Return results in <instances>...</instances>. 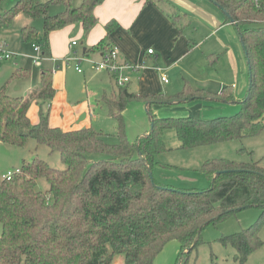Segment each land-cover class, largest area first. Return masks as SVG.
<instances>
[{
    "label": "trees",
    "instance_id": "trees-1",
    "mask_svg": "<svg viewBox=\"0 0 264 264\" xmlns=\"http://www.w3.org/2000/svg\"><path fill=\"white\" fill-rule=\"evenodd\" d=\"M103 1L81 0L75 6V0H17L0 13V25L9 24L21 13L29 18L43 16L42 35L27 24L21 36L25 42L37 40L45 53L55 30L81 23L88 33L98 21L95 8ZM146 1L157 5L164 2ZM211 1L223 9L226 22L233 20L246 53L250 82L241 109L234 115L213 119L153 116L152 131L131 142L123 111L130 100L141 95L131 92L127 84H116L111 96L104 97L118 125V141L108 143L106 134L93 125L64 130L50 123V108L45 104L56 93L52 69H42L40 88L29 97L8 93L11 81L27 74L28 70L21 67L0 88V141L23 146L33 138L59 152L66 165L64 169L54 168L36 156L24 160L21 172L11 179L0 177V264H111L117 254L126 264H154L172 239L181 246L175 264H187L207 225L248 207L263 209L256 224L220 240L235 248L240 264L264 244L259 236L264 224L262 160H207L201 170L211 184L205 190L160 183L149 172L156 154L166 149L164 137L169 130L175 131L181 148H193L242 139L264 128V0ZM52 4L64 9L50 14ZM118 25L115 19L110 20L107 35L85 54L108 52L113 46L111 34ZM218 60L211 58L210 62L215 65ZM145 97L148 105L189 97L234 101L230 85L212 92L186 84L175 94ZM31 99L40 105L37 123L28 115ZM39 178L47 180L48 190L37 188ZM211 264L217 262L212 260Z\"/></svg>",
    "mask_w": 264,
    "mask_h": 264
},
{
    "label": "rangeland",
    "instance_id": "rangeland-1",
    "mask_svg": "<svg viewBox=\"0 0 264 264\" xmlns=\"http://www.w3.org/2000/svg\"><path fill=\"white\" fill-rule=\"evenodd\" d=\"M16 2L17 0H1L0 13ZM206 2L208 6L205 7L214 8L220 14L217 27L204 23L200 19H193L191 14L180 21V24L174 23L175 27L180 25L184 27L182 36L191 39L189 46H194L195 42L200 41L196 48L173 62L157 60L158 65H156L147 61L142 65V69L154 68L159 74L157 73L152 82H145L141 87L138 86L140 80L136 70L132 68L122 70L121 75L130 78V88L135 90V93L143 92L139 98L130 100L123 111L129 141L135 142L139 136L150 132L153 116L159 118L194 116L213 119L231 116L240 111V102L246 96L250 82L246 53L236 27L231 21H225L226 15L223 9L211 0ZM80 3L81 0H75V6ZM165 8L170 15L174 14L169 5ZM63 9V5L52 4L49 13L56 14ZM17 16L9 24L0 25V42L6 41L8 43L6 52L12 54L10 59H3V53L0 51V64H13L17 60L22 62L24 66L35 72L34 83L40 86L41 70L51 66L49 62L51 59L45 52L42 55L41 65L33 63L32 44L37 40H34L32 44L25 42L21 36V29L24 22L29 21L28 23L35 25L38 33L41 32L40 35H42L44 17L29 18L22 13L21 18L17 19ZM78 48V53L68 56L69 63L60 65L69 83L70 100L75 104H84V101L89 99L93 105L90 115L91 124L106 134L105 139L108 143H116L118 125L110 115L104 100L105 96L110 97L113 93L116 79L108 71L97 69L95 62L98 60L83 53L81 45ZM212 54L214 55L210 57ZM208 57L219 58L216 66H213ZM77 64L84 70L83 73L76 71ZM53 68L58 69L55 65ZM145 71L142 70V73ZM162 75H166L167 83L161 80ZM4 84L1 81L0 88ZM186 84L213 92H219L223 87L230 85L234 101L189 97L184 98L183 101L154 102L148 105L149 99L145 97L146 95L175 94L182 91ZM164 138L166 149L156 154V163L152 168L153 177L160 183L179 188L208 189L211 183L201 168L209 159L225 158L239 162L262 160L264 164V128L258 134L245 136L242 139L235 138L193 148H181L174 130H169ZM36 156L48 161L54 168L66 167L59 152H52L49 146L40 144L33 138H30L23 146L0 142V177L9 170L15 171L21 168L24 160L31 161ZM37 188L46 191L49 183L45 178H39ZM262 213L261 207H248L230 214L217 223L207 225L202 231V240L189 253L186 263L211 264L214 260L217 264H240L235 259V248L231 244L222 243L220 238L256 224ZM1 233L0 223V235ZM259 236L264 240V224L259 230ZM180 251V242L172 239L156 257L154 264H175ZM111 264H126V262L122 255L117 254ZM244 264H264V244L252 252Z\"/></svg>",
    "mask_w": 264,
    "mask_h": 264
},
{
    "label": "crops",
    "instance_id": "crops-1",
    "mask_svg": "<svg viewBox=\"0 0 264 264\" xmlns=\"http://www.w3.org/2000/svg\"><path fill=\"white\" fill-rule=\"evenodd\" d=\"M206 1L164 0L160 5H157L146 0H104L95 8L98 21L88 33H85L81 23L67 25L51 32L49 47L45 50L51 59L49 61L51 66L46 68L53 70V83L56 90L52 101L45 104L50 108V123L64 130L92 125L90 115L93 105L91 101L87 99L84 104H75L70 100L69 83L64 77L65 72L60 65H64L65 59L72 53H78L79 45L83 47V53L96 46L107 35L106 24L110 20L115 19L119 24L111 34L113 45H118L120 48L119 61L134 66L132 69L139 74L140 83L138 86L141 87L145 82H152L157 73L159 74L154 68L142 69V65L147 61L156 65H158L157 60L166 63L173 62L178 57L185 55L186 52L196 48L200 43L197 41L194 46L190 47L191 39L182 36L184 27L180 25L177 28L174 23L180 24V21L191 14L193 19H200L204 23L217 27L220 14L214 8L205 7L208 6ZM166 5L171 7L174 14H169L165 8ZM19 18H21V14L17 16V19ZM28 22L25 21L22 27L27 24L33 25ZM41 31L43 32V27ZM74 40H77L78 44L71 47ZM28 44H32V42H28ZM149 48L154 49V54L148 53ZM86 55L100 61L103 52L100 50ZM208 59L210 61L211 58L208 57ZM54 65L58 69L54 70ZM18 67L27 69V74L24 77L13 79L8 85V93L13 96L29 97L40 86L34 83L35 72L18 60L13 64H0V85L1 81L3 84L6 83ZM142 70L146 71L142 73ZM76 71L84 72V70L79 72L77 69ZM126 84L129 90L135 93V90L130 88V81ZM116 87L114 84L113 91ZM136 93L141 95L143 92ZM39 106L38 101L31 99L28 115L33 123H37L39 120Z\"/></svg>",
    "mask_w": 264,
    "mask_h": 264
},
{
    "label": "built area",
    "instance_id": "built-area-1",
    "mask_svg": "<svg viewBox=\"0 0 264 264\" xmlns=\"http://www.w3.org/2000/svg\"><path fill=\"white\" fill-rule=\"evenodd\" d=\"M77 44H78V41L74 40L72 42L71 47H73ZM7 46H8V43L6 41L0 42V51L3 53V55H2L3 59H10L12 57L11 53L6 52ZM32 46H33V52H34V56L32 57V61L38 65H41L42 55H44L43 47L38 42H34L32 44ZM119 51H120L119 46L113 45L112 48L108 52L103 54L102 59L100 61L95 62V65H96L97 69L105 70V71H108L110 74H112V76L116 79V84L122 86V85H125L127 82L130 81L129 77H127V76L125 77V76L121 75L122 70L128 69V68H133L134 66H132L129 63H120ZM148 53L154 54V49L149 48ZM68 58L69 57H67L65 59L66 63H69ZM76 69L79 72L83 71L82 68L78 64L76 65ZM162 80L166 83L168 82L166 75H162ZM20 172H21V168H17L15 171L9 170L8 172L4 173L1 176V178L2 179H11L15 174L20 173Z\"/></svg>",
    "mask_w": 264,
    "mask_h": 264
},
{
    "label": "water",
    "instance_id": "water-1",
    "mask_svg": "<svg viewBox=\"0 0 264 264\" xmlns=\"http://www.w3.org/2000/svg\"><path fill=\"white\" fill-rule=\"evenodd\" d=\"M227 15H228V14H227ZM228 16H229V15H228ZM232 22H233V20H232ZM152 129H153V126H152L150 132L152 131ZM149 172H150L151 175H153V173H152V169H149ZM195 243H196V241H195ZM195 243H194V244H195ZM194 244H193V245H194Z\"/></svg>",
    "mask_w": 264,
    "mask_h": 264
}]
</instances>
